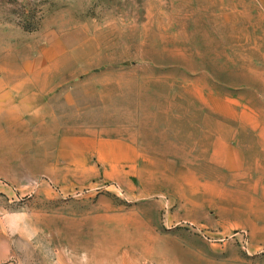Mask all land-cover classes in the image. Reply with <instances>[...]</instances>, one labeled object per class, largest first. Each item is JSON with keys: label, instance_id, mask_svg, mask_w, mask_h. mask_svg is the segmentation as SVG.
I'll return each instance as SVG.
<instances>
[{"label": "rangeland", "instance_id": "obj_1", "mask_svg": "<svg viewBox=\"0 0 264 264\" xmlns=\"http://www.w3.org/2000/svg\"><path fill=\"white\" fill-rule=\"evenodd\" d=\"M0 264H264L259 0H0Z\"/></svg>", "mask_w": 264, "mask_h": 264}, {"label": "crops", "instance_id": "obj_2", "mask_svg": "<svg viewBox=\"0 0 264 264\" xmlns=\"http://www.w3.org/2000/svg\"><path fill=\"white\" fill-rule=\"evenodd\" d=\"M259 2L261 4L262 8H264V0H259Z\"/></svg>", "mask_w": 264, "mask_h": 264}]
</instances>
